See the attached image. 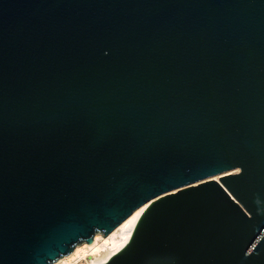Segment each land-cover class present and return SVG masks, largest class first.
<instances>
[{
    "label": "water",
    "instance_id": "1",
    "mask_svg": "<svg viewBox=\"0 0 264 264\" xmlns=\"http://www.w3.org/2000/svg\"><path fill=\"white\" fill-rule=\"evenodd\" d=\"M145 204L93 264H264V0H0V264Z\"/></svg>",
    "mask_w": 264,
    "mask_h": 264
},
{
    "label": "bare ground",
    "instance_id": "2",
    "mask_svg": "<svg viewBox=\"0 0 264 264\" xmlns=\"http://www.w3.org/2000/svg\"><path fill=\"white\" fill-rule=\"evenodd\" d=\"M221 175L215 177L220 179ZM147 204L137 208L111 232H98L93 241H84L52 264H93L107 261L130 239Z\"/></svg>",
    "mask_w": 264,
    "mask_h": 264
}]
</instances>
